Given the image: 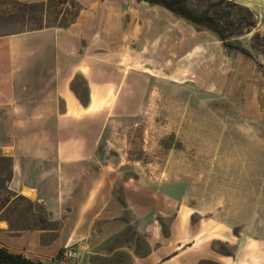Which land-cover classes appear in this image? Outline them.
Listing matches in <instances>:
<instances>
[{"label":"rangeland","instance_id":"obj_1","mask_svg":"<svg viewBox=\"0 0 264 264\" xmlns=\"http://www.w3.org/2000/svg\"><path fill=\"white\" fill-rule=\"evenodd\" d=\"M98 1L0 0V36L73 24L83 36L89 26L121 57L111 69H129V103L114 94L91 118L61 123L113 166L114 199L100 214L75 200L56 210L48 177L43 200L28 199L0 156V246L42 264H264V0L223 2L253 13L252 31L230 38L252 57L169 10L150 19L136 8L144 0ZM19 115L0 108V146L53 141L34 135L50 125Z\"/></svg>","mask_w":264,"mask_h":264},{"label":"crops","instance_id":"obj_2","mask_svg":"<svg viewBox=\"0 0 264 264\" xmlns=\"http://www.w3.org/2000/svg\"><path fill=\"white\" fill-rule=\"evenodd\" d=\"M244 1L247 7L257 6L248 3L252 0ZM135 3L138 11L141 8L154 21L156 13L167 10L144 1ZM259 4L264 6V3ZM138 11L131 12L134 19L139 18ZM120 13L123 16V11ZM89 29L91 27L86 26L83 36L82 28L75 24L0 36V108L21 114L17 116L20 120L46 122L49 128L41 129L45 130L43 132L36 130L34 135L54 138L50 144L30 145L21 137L19 144L1 145L0 156L11 159L12 182L28 199L43 200L39 185L42 178L48 177L53 203L47 206L60 210L65 201L75 200L76 205L83 201V212L96 203L99 205L96 214H100L102 203L104 206L109 199H114L111 181L114 168L109 161L93 158L96 145L88 147L72 142L75 132L70 129L63 132L61 123L91 118L102 105L113 102L114 94L117 103H129L121 95L128 84L129 69L119 66L111 69L121 57L112 59L113 55L100 49L108 40L92 37ZM77 78L82 80L86 90L84 100L76 90ZM3 129L5 135L10 134L5 123ZM65 135L67 139L63 138Z\"/></svg>","mask_w":264,"mask_h":264},{"label":"trees","instance_id":"obj_3","mask_svg":"<svg viewBox=\"0 0 264 264\" xmlns=\"http://www.w3.org/2000/svg\"><path fill=\"white\" fill-rule=\"evenodd\" d=\"M144 1L160 5L195 25L205 27L217 35L226 49L235 50L245 56L252 57L247 49L239 44H234L230 40L232 36L242 34L243 30L249 33L255 27L256 20L254 19L253 13L248 8H239V5L236 3H223L225 0H202L203 3H199V6L195 9L186 7L182 0ZM221 6L225 7L224 11H221ZM243 9H246L245 14L240 13ZM0 264L42 263L41 261L34 260L21 253L13 252L0 246Z\"/></svg>","mask_w":264,"mask_h":264}]
</instances>
